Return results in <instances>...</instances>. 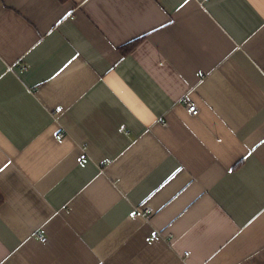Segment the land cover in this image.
Masks as SVG:
<instances>
[{"label": "crops", "instance_id": "0c3cea01", "mask_svg": "<svg viewBox=\"0 0 264 264\" xmlns=\"http://www.w3.org/2000/svg\"><path fill=\"white\" fill-rule=\"evenodd\" d=\"M0 195V264H264V0H0Z\"/></svg>", "mask_w": 264, "mask_h": 264}, {"label": "built area", "instance_id": "2783aa9c", "mask_svg": "<svg viewBox=\"0 0 264 264\" xmlns=\"http://www.w3.org/2000/svg\"><path fill=\"white\" fill-rule=\"evenodd\" d=\"M184 104H185V107H186V111L188 113H190L191 115H196L198 113V107H197V105L193 101H191L187 96H184ZM60 110H61V108H58V111H60ZM62 136H63V133L62 132H58L56 134V138L57 139L62 138ZM150 211H151V209L149 207H147V208H145L142 211H139V210L134 211L131 214V216L132 217H135V216H138L139 215V216H142V217H147L148 214L150 213ZM39 238H40V241H42V242L46 241V237L43 236V235H40ZM185 255L187 256L188 255V252H185Z\"/></svg>", "mask_w": 264, "mask_h": 264}, {"label": "trees", "instance_id": "16d2710c", "mask_svg": "<svg viewBox=\"0 0 264 264\" xmlns=\"http://www.w3.org/2000/svg\"><path fill=\"white\" fill-rule=\"evenodd\" d=\"M138 41H139V39H135V40L123 45L121 47L122 52L125 54V53H128L129 51H131L132 49H134V47L137 45ZM2 202H3V199H2V196L0 195V204H2Z\"/></svg>", "mask_w": 264, "mask_h": 264}]
</instances>
